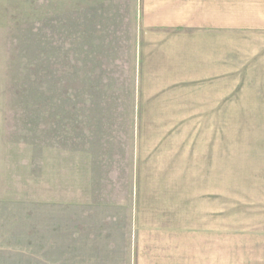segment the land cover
<instances>
[{"label": "rangeland", "instance_id": "374dc122", "mask_svg": "<svg viewBox=\"0 0 264 264\" xmlns=\"http://www.w3.org/2000/svg\"><path fill=\"white\" fill-rule=\"evenodd\" d=\"M0 264H264V0H0Z\"/></svg>", "mask_w": 264, "mask_h": 264}, {"label": "crops", "instance_id": "0c3cea01", "mask_svg": "<svg viewBox=\"0 0 264 264\" xmlns=\"http://www.w3.org/2000/svg\"><path fill=\"white\" fill-rule=\"evenodd\" d=\"M169 26L171 27L172 25H169ZM172 27H174L177 30H181V29H184L185 28L184 25H182V24H176V25H174Z\"/></svg>", "mask_w": 264, "mask_h": 264}]
</instances>
